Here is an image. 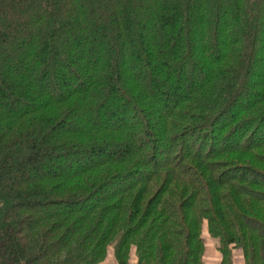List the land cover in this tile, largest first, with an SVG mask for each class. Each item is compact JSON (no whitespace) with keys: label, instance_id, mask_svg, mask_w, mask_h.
<instances>
[{"label":"trees","instance_id":"16d2710c","mask_svg":"<svg viewBox=\"0 0 264 264\" xmlns=\"http://www.w3.org/2000/svg\"><path fill=\"white\" fill-rule=\"evenodd\" d=\"M264 264V0H0V264Z\"/></svg>","mask_w":264,"mask_h":264},{"label":"rangeland","instance_id":"374dc122","mask_svg":"<svg viewBox=\"0 0 264 264\" xmlns=\"http://www.w3.org/2000/svg\"><path fill=\"white\" fill-rule=\"evenodd\" d=\"M204 242H205V253L203 257V264H218L220 261V254L218 252V242L216 239H213L207 233L204 227ZM130 261L132 264L136 263V256L134 250L131 252ZM98 264H116L114 259V251L112 247L108 248L106 258L104 261ZM234 264H242L241 253L237 250L234 251Z\"/></svg>","mask_w":264,"mask_h":264}]
</instances>
